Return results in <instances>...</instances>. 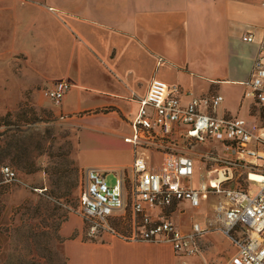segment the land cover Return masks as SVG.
<instances>
[{
  "label": "crops",
  "instance_id": "1",
  "mask_svg": "<svg viewBox=\"0 0 264 264\" xmlns=\"http://www.w3.org/2000/svg\"><path fill=\"white\" fill-rule=\"evenodd\" d=\"M263 4L264 0H0L1 59L6 58L7 41L14 44L13 54L45 59L48 71H60L53 85L67 82L70 88L59 111L77 117L79 127L87 131L79 137L76 159L81 170L131 173L135 152L124 138L133 134L132 121L153 79L179 86L182 105L190 101L189 93L221 95L223 102L213 112L218 117L233 118L246 109L250 115L251 107L259 106L246 105L244 93L264 35ZM39 27L41 34L36 33ZM248 33L255 36L254 42L243 41ZM106 109L110 111L94 114ZM111 123L127 132L109 127ZM183 130L169 139L177 149L185 141L180 137ZM144 154L151 166V158L160 157L154 167L164 160L159 151ZM193 180L191 185L197 187ZM211 197L219 198L202 195L198 209L185 202L169 208L171 215L168 209L150 214L154 221L160 214L190 231L193 223L213 224ZM112 218H119V213ZM81 224L76 223L78 232ZM74 226L65 227L67 235ZM79 234L64 246L66 264H226L236 254L219 232L201 239V256L187 258L178 257L169 244L110 235L85 242Z\"/></svg>",
  "mask_w": 264,
  "mask_h": 264
},
{
  "label": "built area",
  "instance_id": "2",
  "mask_svg": "<svg viewBox=\"0 0 264 264\" xmlns=\"http://www.w3.org/2000/svg\"><path fill=\"white\" fill-rule=\"evenodd\" d=\"M243 41L252 43L255 36L248 33ZM245 85L244 98L264 108V35ZM69 88L67 82H57L46 90V96L60 105ZM182 94L179 86H169L159 79L151 81L132 121L133 134L124 138L135 152L130 178L125 173L116 174V183L110 187L98 168L84 171L80 209L87 235L95 239L105 235L123 238L110 220L125 211L129 200L135 232L123 240L169 244L178 257L187 258L201 256V239L219 232L236 248V254L226 264H264V129L242 118L216 116L213 112L223 102L221 95L194 97L189 93L190 101L182 105ZM179 128H184L180 137L187 142L219 141L230 166L216 170L197 187L192 186L193 157L169 142ZM149 150L163 153L159 167L151 166L145 157ZM240 167H248L259 176L253 181L248 174L251 187L246 190L226 186L233 180V168ZM2 173L6 183L17 180L16 172L8 166ZM202 195L219 197L211 225L193 223L190 231H183L171 219L159 214L154 221L150 214L185 202L198 209Z\"/></svg>",
  "mask_w": 264,
  "mask_h": 264
},
{
  "label": "rangeland",
  "instance_id": "3",
  "mask_svg": "<svg viewBox=\"0 0 264 264\" xmlns=\"http://www.w3.org/2000/svg\"><path fill=\"white\" fill-rule=\"evenodd\" d=\"M41 31L39 27L36 33L41 34ZM13 48L14 44L6 41L5 59H1L4 51H0V134L6 131L0 138V147L11 155L4 165L17 174L15 182L3 181L2 191L0 189V264H66L64 246L79 233L85 242L102 240L87 235V226L81 217L80 196L85 174L76 157L79 137L87 131L83 125L79 127L77 117L63 115L59 105L46 96V90L52 87L54 77L60 71H48L45 59L31 58L29 54L16 51L13 54ZM239 94L235 93V100ZM253 102L252 99L245 100L246 105ZM233 118L246 119L264 129V108L261 106H252L250 115L246 109ZM108 126L127 132L119 124ZM111 137L118 139L113 134ZM179 148L189 152L194 159L195 185L207 181L216 170L230 166L223 146L213 140L180 141ZM14 156L18 159L13 162ZM159 158H151L154 166L159 164ZM249 173L253 171L248 167L233 168V180L226 186L250 188ZM125 175L131 177L128 170ZM106 182L110 187L115 185L116 174L108 173ZM218 199L211 197V205ZM127 204L119 218L110 220L119 237H123L116 238L122 240L132 236L133 214L129 200ZM172 211L168 209L167 214L171 215ZM82 221L84 225L81 224V232H78L76 223ZM69 225L75 226L67 235L65 227Z\"/></svg>",
  "mask_w": 264,
  "mask_h": 264
},
{
  "label": "trees",
  "instance_id": "4",
  "mask_svg": "<svg viewBox=\"0 0 264 264\" xmlns=\"http://www.w3.org/2000/svg\"><path fill=\"white\" fill-rule=\"evenodd\" d=\"M5 135H6V131L4 133L0 134V138H2ZM9 156H11L10 152L5 151L4 149H1V147H0V189H1V191L3 189V186H2L3 181L6 182L5 177H4L3 173H2V169H3V167H5L4 162H5L6 158L9 157ZM17 159L18 158H16L14 156L12 161L14 162Z\"/></svg>",
  "mask_w": 264,
  "mask_h": 264
},
{
  "label": "bare ground",
  "instance_id": "5",
  "mask_svg": "<svg viewBox=\"0 0 264 264\" xmlns=\"http://www.w3.org/2000/svg\"><path fill=\"white\" fill-rule=\"evenodd\" d=\"M250 179L253 181L259 180V176L251 173Z\"/></svg>",
  "mask_w": 264,
  "mask_h": 264
}]
</instances>
